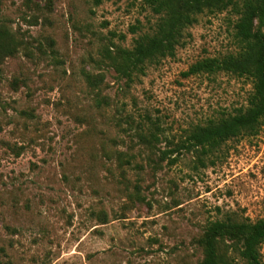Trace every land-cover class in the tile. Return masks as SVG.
<instances>
[{
	"label": "rangeland",
	"instance_id": "1",
	"mask_svg": "<svg viewBox=\"0 0 264 264\" xmlns=\"http://www.w3.org/2000/svg\"><path fill=\"white\" fill-rule=\"evenodd\" d=\"M0 6V24L23 42L0 66V264H200L209 222L264 218V125L207 167L196 154L173 165L163 155L247 106L245 78L183 76L237 51L234 11L200 15L174 57L127 82L104 51L154 32L142 0ZM85 74L104 81L90 86ZM261 253L264 264V244Z\"/></svg>",
	"mask_w": 264,
	"mask_h": 264
},
{
	"label": "trees",
	"instance_id": "2",
	"mask_svg": "<svg viewBox=\"0 0 264 264\" xmlns=\"http://www.w3.org/2000/svg\"><path fill=\"white\" fill-rule=\"evenodd\" d=\"M55 0H47L52 9ZM105 0H94L95 6ZM139 1V0H133ZM158 16L154 32L134 40L132 48H106L104 58L118 77L134 82L144 76L150 65L175 56L189 28L204 13L234 11L238 16L234 38L238 49L222 57H207L192 64L184 77L228 74L245 78L252 84V92L245 108L222 118L199 125L163 152L164 158L175 164L185 153L196 154L207 167L222 145L232 139L256 137L264 125V0H142ZM1 15V6H0ZM131 28V33L137 32ZM23 47L4 24H0V66ZM90 86L98 87L104 76L85 74ZM155 134L145 140L149 144ZM158 139V138H157ZM203 259L200 264H263L264 218L257 221L227 218L209 222L198 240Z\"/></svg>",
	"mask_w": 264,
	"mask_h": 264
}]
</instances>
